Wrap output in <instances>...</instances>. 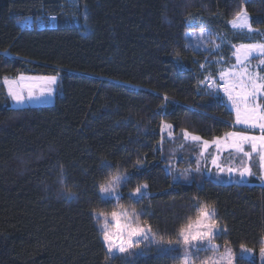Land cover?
Segmentation results:
<instances>
[{
  "label": "trees",
  "instance_id": "16d2710c",
  "mask_svg": "<svg viewBox=\"0 0 264 264\" xmlns=\"http://www.w3.org/2000/svg\"><path fill=\"white\" fill-rule=\"evenodd\" d=\"M241 8L264 31V0H0V264H176L175 252L153 248L109 257L93 212L118 203L167 242L207 203L225 228L216 242L260 250V181L174 184L164 171L168 142L157 150L164 122L206 140L238 129L223 95L199 86L218 70L217 53L189 46L186 34L210 29L249 42L227 23ZM224 49L232 54L231 44ZM20 75H58L54 101L11 107L4 78ZM126 173L119 201L102 199L99 184ZM143 183L150 196L129 198Z\"/></svg>",
  "mask_w": 264,
  "mask_h": 264
},
{
  "label": "snow or ice",
  "instance_id": "6c2138e0",
  "mask_svg": "<svg viewBox=\"0 0 264 264\" xmlns=\"http://www.w3.org/2000/svg\"><path fill=\"white\" fill-rule=\"evenodd\" d=\"M55 20L58 17L52 16ZM190 23V22H189ZM231 25L233 31L246 36L249 42L232 45V57L234 62L225 61L221 56L216 64H227V67H219L215 73L209 72L199 81L201 91L205 94L220 97L221 93L227 104L230 105L234 114L233 128L240 126L237 130L226 131L223 136H216L211 141L203 139L201 136L189 132L187 129L181 130L184 141H192L199 144V156L196 159L195 171H201L202 163L207 165L209 162L210 147L215 148L216 155L211 156L210 163L217 170L220 177L224 174L229 179H234L236 183L243 184L249 178L257 177L264 183V34H257V30L252 27L251 18L245 8H241L234 15V18L227 22ZM190 34H186L188 36ZM216 36L221 44H213L211 49H204L199 46V50H207L212 53L219 52L224 42V37L219 33H213L211 30L201 31V37L212 44V37ZM199 39V38H197ZM253 60L256 61L253 64ZM206 69V65H200ZM178 70H183V65L177 61ZM58 75L50 76H25L20 75L17 79L9 80L4 78V84L7 85V96L11 102L16 105L15 110H21L26 102L42 101L51 97L57 85ZM26 92V95H25ZM166 106L168 97H163ZM167 129V134L164 130ZM174 126L164 123L161 129V140L158 145V151H163L165 140L174 139ZM228 153V160L223 159V153ZM258 158L259 175L252 169V161ZM239 161L236 166L233 161ZM140 161H137V165ZM103 167L112 168L113 165L108 161H103ZM207 170V169H205ZM164 171L172 176L173 181H178L181 177H187L192 169L186 168L183 171L174 170L171 165ZM132 179L131 173L109 175L103 183L99 184V190L104 194L102 199H115L119 201L120 194L118 188L127 186ZM148 184H138L129 194V198L137 200L147 198ZM66 199H72L74 194L65 191ZM197 215L195 218L185 217L182 223L174 229L175 240L169 239L168 245L183 246L186 249L183 257H176L180 264H191L188 249L195 252L211 251L218 252L219 245L213 241L219 236L222 229L219 227L218 214L214 207L207 203H198L196 205ZM140 214L134 210L129 213L127 210H112L106 212H93V217L100 226L101 238L107 249L109 257L117 253H130V250L149 241L160 247L163 244V237L157 240V233L153 232L151 225L146 221L141 222ZM110 217V219H109ZM243 248V245L241 246ZM165 252H174L175 247L162 248ZM264 256V247L260 249ZM233 255L230 249L225 248L223 255L218 256L212 261V264H232ZM207 264V262H204Z\"/></svg>",
  "mask_w": 264,
  "mask_h": 264
},
{
  "label": "rangeland",
  "instance_id": "374dc122",
  "mask_svg": "<svg viewBox=\"0 0 264 264\" xmlns=\"http://www.w3.org/2000/svg\"><path fill=\"white\" fill-rule=\"evenodd\" d=\"M250 18H251V16H250ZM252 27L257 30V34L258 35L259 34H264V31H262L261 29L255 28L253 25H252ZM204 30H210V29H204ZM201 31H202V29L199 30V31H190L188 33V34H190V35H188L189 36V42H188L189 46L194 47L196 49H199V46L202 45V47L204 49H211L213 47V44H221V41L215 35L212 37V44H209L206 39L201 37ZM197 38H199V39H197ZM225 44L238 45L240 43L233 44V43L228 41L227 37H224V42L221 45L219 52H216L217 55L215 56V59L211 60V64L213 63L216 66L215 67L216 69H219V67H221V66H223V67H227L228 66L227 64H216L215 63L217 60L220 59L221 56L224 58L225 61L234 62V57H232V54L228 55L227 52L225 51V49H224L225 48ZM255 63H256V61L253 60V64H255ZM17 78L18 77H16V78H7V79L14 80V79H17ZM5 86H6V89H7V85H5ZM54 87H55V91H54V93H53V95L51 97H48L47 99L42 100V101H35L34 100V101H31V102H26L22 107H27V106H31V105H40V104L52 103L54 101V98H55V95H56V92H57V85H55ZM25 95H26V92H25ZM225 102H226V100H225ZM226 104H227V102H226ZM9 105L11 107H13V108H16V105L13 102H11L10 98H9ZM227 107L232 111L230 105L227 104ZM164 123H167V122H164ZM167 131H168L167 129L164 130V134L165 135L167 134ZM173 135H174V139H172V140H167L166 139L165 140L166 142H168V143H166L167 146H165V147H167L166 148V152L167 153H165V157L167 158L166 167L171 165L173 170H174V173L177 172V171H183L186 168L192 169L191 174L188 175L187 177H181L178 181H173V179H172L174 184H176V183H192V182L199 183L202 180L203 177L211 178L214 181H216L218 183H222V184L236 183L234 179L233 180L231 179L230 181H228L226 174H224L223 177H220L218 175V173H217V170L214 167H212V165L210 163L211 156L216 155V150L213 147H210L208 149V153L211 154V156H209L208 164L204 165L202 163L201 171L199 173H197L195 171V168H196L195 160L199 158V159H201L203 161V157L199 156L200 148L202 146L199 145V144L193 143L190 140L189 141H184L183 138H182L181 133L176 134L174 129H173ZM209 141H211V140H209ZM224 154L225 155L227 154V155L225 156ZM223 159L225 161L228 160V153L227 152L223 153ZM233 163L236 165L235 161H233ZM205 169H207V170H205ZM248 183H249V181H246L243 184H248ZM117 191H118V194H120V197H121V192H120L121 191V187H119ZM148 192H149V190H148ZM103 195L104 194H102V196ZM115 202H118V201L115 200ZM117 205H118L117 209H116L117 211L127 210L129 213H131L134 210V209H130V208L126 207V206H123L122 204H119V203ZM134 211L136 212V210H134ZM109 219H110V217H109ZM219 227L222 229V231L220 232V234H221L222 232L225 231V228L223 226H221V225H219ZM159 239L160 238L157 236V240H159ZM213 242L220 246L218 252L214 253V252H211V251H203V250L199 251V252H195L193 249H188L187 252L190 254L191 264H204V262H207V264H212V261L214 259H216L218 256H221V255L224 254L225 248L230 249L231 252H232V255L234 257L232 264H237L239 258L248 259V260L257 259L262 264H264V256L261 255L260 250L259 251H255V250L249 249L248 247L243 246V248L241 247L238 251H234L232 249V247L229 246V245H221L220 243L216 242L215 240ZM167 247H175V251L174 252H175L176 256L183 257L185 255L186 249L183 246L168 245L167 241H163V244L160 247H158L156 244H153V243H151L149 241H144L143 243H140L139 245L133 247L130 250V253H131V255L136 256V255L144 254L147 250L152 249V248L158 250V249L167 248ZM262 247H264V239H262L261 248ZM125 254H128V253H117L114 256L125 255ZM114 256H111V257H114ZM176 264H180V261L178 260V262Z\"/></svg>",
  "mask_w": 264,
  "mask_h": 264
},
{
  "label": "crops",
  "instance_id": "0c3cea01",
  "mask_svg": "<svg viewBox=\"0 0 264 264\" xmlns=\"http://www.w3.org/2000/svg\"><path fill=\"white\" fill-rule=\"evenodd\" d=\"M237 128H239V126H236ZM225 155V154H224ZM227 155V154H226ZM225 155V156H226ZM236 162V166H239V161L238 160H236L235 161ZM252 169H253V171L254 172H256L258 175H259V166H258V158H256V159H254L253 161H252ZM227 179H228V181H230L231 179H229L228 177H227ZM233 180V179H232ZM260 181V179H258L257 177H252V178H249V183H252V182H254V181ZM248 183V184H249ZM231 184V183H230ZM239 184V183H238ZM260 184H262V185H264V183H262L261 181H260Z\"/></svg>",
  "mask_w": 264,
  "mask_h": 264
}]
</instances>
